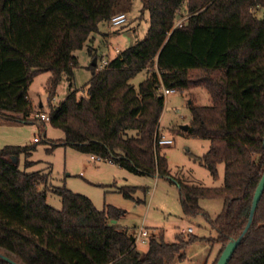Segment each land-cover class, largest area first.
<instances>
[{"label":"trees","instance_id":"trees-1","mask_svg":"<svg viewBox=\"0 0 264 264\" xmlns=\"http://www.w3.org/2000/svg\"><path fill=\"white\" fill-rule=\"evenodd\" d=\"M128 1L0 0V117L21 114L28 121L31 113H42L34 110L28 90L39 73L49 72L48 123L63 131V145L111 159L134 174L168 177L167 156L157 144L165 103L161 87L203 88L210 104L190 103L187 131L209 140L200 163L213 179L223 164V184L178 181L179 197L183 214L202 213L216 235L177 233L169 243L151 234L146 252H140L134 229L118 224L124 210L111 205L98 210L65 187L54 190L61 209L52 208L40 189L47 175L19 168L20 156L28 158L34 146H4L0 264H10L2 256L18 264H177L197 241L221 244V254L249 222L264 173V0H141V13L149 19L146 36L104 68L93 55L85 93L72 89L53 104L62 77L71 86L75 52L99 33L100 24L127 10ZM88 53L93 54L90 47ZM142 71L150 72L136 88L130 80ZM137 190L124 186L119 192L133 200ZM201 199H221L220 213L211 218ZM227 264H264V190Z\"/></svg>","mask_w":264,"mask_h":264},{"label":"rangeland","instance_id":"rangeland-1","mask_svg":"<svg viewBox=\"0 0 264 264\" xmlns=\"http://www.w3.org/2000/svg\"><path fill=\"white\" fill-rule=\"evenodd\" d=\"M126 4L127 10L118 11L126 15L125 23L118 26H111L109 22L100 24L99 33L93 34L84 46L75 52L78 65L74 69L71 86L66 77H62L53 104L62 102L72 89H77L78 95L85 93L91 78L89 66L93 55H97V66L100 68L102 57L110 60L118 54L116 49L120 52L146 36L149 19L146 12L141 13V0H129ZM262 15L263 11L257 14L259 17ZM89 47L93 53L91 56L88 53ZM149 72H139L130 80L131 84L137 88ZM49 77V72L39 73L28 90V98L34 110H43L42 113L45 114L48 113ZM190 103L209 105V94L203 88H194L165 95L159 127L164 131L162 134L166 138L173 140L172 145L161 147L167 156L170 174L168 177L134 174L117 164L94 162L90 160L89 154L63 145L64 133L60 129L52 127L48 122L37 125L34 113L30 114L28 121L21 120V114L12 116L14 119L0 117V149L4 146H34L28 158L20 156L19 168L26 173L40 172L47 175V181L40 189L46 190V202L56 210L61 209L62 203L54 190L61 187L86 196L98 210H103L109 205L124 210V215L118 220L119 225L133 228L136 237L141 228H146L149 233L136 241L137 250L140 252H146L148 237L151 234H162L164 241L170 243L175 240L177 233L190 227L194 230V236L214 238L216 234L202 213L187 217L180 206L178 181L219 187L223 184L224 176L223 164L218 165V176L213 179L200 163L209 148V140L193 136L182 129V126L189 125L191 120ZM35 138L40 141L35 142ZM26 161L32 164L26 167ZM124 186L138 188L133 194V200L125 198L119 192ZM143 188L147 189V192H144ZM199 205L203 212L215 218L222 209L223 201L201 199ZM220 251L221 244L197 241L186 248L185 260L177 264H214Z\"/></svg>","mask_w":264,"mask_h":264},{"label":"built area","instance_id":"built-area-1","mask_svg":"<svg viewBox=\"0 0 264 264\" xmlns=\"http://www.w3.org/2000/svg\"><path fill=\"white\" fill-rule=\"evenodd\" d=\"M126 19H127L126 15L124 13H117L114 16L111 17V19L109 21V24L111 26H118V25H121V24L125 23ZM180 24H181V21H178L176 23V25H180ZM116 52L119 53V50L116 49ZM108 63H109V60L106 57H102L100 59V68L106 67L108 65ZM161 91H162L164 96L175 92V90L168 89V88H165V87H161ZM35 117H36L38 122H40V121L48 122V120H49L48 115L45 114V113L35 114ZM34 140H35V142L40 141V139H38V138H35ZM157 144L160 147H164V146L173 144V140L172 139L166 138L162 134V131L160 130V127H159V137H158V140H157ZM90 160H92L94 162H100V163L101 162H107L109 164H113L111 159H105V158H103V157H101L99 155H90ZM144 236H148V231L146 229H144V228H141L139 233H138V236L136 237V241H138L140 239V237H144Z\"/></svg>","mask_w":264,"mask_h":264},{"label":"water","instance_id":"water-1","mask_svg":"<svg viewBox=\"0 0 264 264\" xmlns=\"http://www.w3.org/2000/svg\"><path fill=\"white\" fill-rule=\"evenodd\" d=\"M182 129L187 131L188 130V125L182 126ZM264 190V173L259 181V184L255 190L254 193V197H253V201H252V207H251V212H250V219L249 222L246 226V228L244 229L243 233L237 238V239H232L230 240L227 245L224 247L222 253L220 254L218 261L216 264H227L230 257L232 256L234 250L236 249L237 245L241 242L242 238L244 237V235L246 234V232L248 231L250 225H251V220L254 214V211L257 207L258 201L263 193ZM115 220H112V223H115ZM2 258L6 261H8L10 264H18L16 262H14L13 260L9 259L8 257L2 256Z\"/></svg>","mask_w":264,"mask_h":264},{"label":"crops","instance_id":"crops-1","mask_svg":"<svg viewBox=\"0 0 264 264\" xmlns=\"http://www.w3.org/2000/svg\"><path fill=\"white\" fill-rule=\"evenodd\" d=\"M176 92V91H175ZM35 123L37 124V125H40V124H42L41 122H38V121H36L35 120ZM160 130L164 133V131L160 128ZM157 177V176H156ZM200 202V201H199ZM144 229H146V228H144ZM147 230V229H146ZM194 232V230L192 229V228H190V227H188V228H186V229H184V230H182V231H180L179 233H186V235H188V234H191L192 235V233ZM139 233V232H138ZM149 234V233H148Z\"/></svg>","mask_w":264,"mask_h":264}]
</instances>
